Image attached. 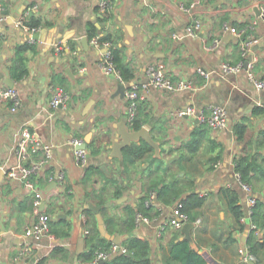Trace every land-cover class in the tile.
Listing matches in <instances>:
<instances>
[{
	"label": "crops",
	"instance_id": "0c3cea01",
	"mask_svg": "<svg viewBox=\"0 0 264 264\" xmlns=\"http://www.w3.org/2000/svg\"><path fill=\"white\" fill-rule=\"evenodd\" d=\"M0 1V84L12 82L21 100L15 110L10 109V103L0 102V264H82V255L94 244L89 240V228L95 213L83 207L86 198L104 204L100 209L103 220L106 215L118 218L120 224L113 226L116 230L111 234H119L121 244L128 236L118 229L125 228L127 208L141 205L155 175L170 172H177L189 184L185 192L192 190L203 198L193 210L200 222L191 229V236L211 264H264L263 248L253 252L255 261L242 259L240 248L248 245L251 217L245 212L240 219L244 226L239 227L227 192L230 188L238 192L244 210L249 193L264 201V180L256 179L254 186L245 190L232 165L234 157L242 153H251L264 164V88L254 87L244 72L225 77L214 72L206 78L197 70L210 71L222 62L244 59L252 61L257 77L264 78V0H110L109 17L100 11V0ZM31 17L41 21L38 38L19 24L22 20L27 25ZM197 19L202 21L197 34L186 35V26ZM225 24L240 29L244 36L225 30ZM92 26L95 35L110 34L124 46V59L134 70L126 85L146 80L150 63L163 64L173 81H191V87L174 92L152 87L139 100L137 115L160 143V156L153 148L128 169L120 158L111 156L116 125L127 113V98L118 93L121 80L104 72L99 64L104 50L90 43ZM250 36L257 38L253 44L257 48L253 50L252 45L244 58L242 43ZM85 37L87 43L82 41ZM29 41L35 50L24 51L28 72L16 79L12 75L16 48ZM54 87L67 91L65 106H49ZM192 104L196 109L224 104L227 126L216 130L196 122L193 115L176 114L177 109ZM237 122L246 124L244 141L233 133ZM202 125L201 146L193 153L186 151L192 133ZM25 130L51 146L49 160L31 174L44 194L40 209L50 214L49 231L38 238L24 235L37 218L32 190L7 176L18 163L15 144ZM72 138L88 139V162L83 167L75 161ZM218 152L221 155L214 162L212 156ZM43 156L40 148L30 154L28 162ZM154 158H162L161 168ZM87 166L95 169L88 175ZM58 173L63 179H56ZM106 178H111L109 183ZM117 187L121 188L119 195L114 194ZM148 205L151 208L145 211L153 220L135 224L132 233L152 241V254L159 262L174 229L164 228L159 237L155 233L171 204L148 199ZM104 226L107 230L105 221ZM258 231L256 235L264 238V228ZM181 236L180 230L178 238ZM24 246L28 252L17 258Z\"/></svg>",
	"mask_w": 264,
	"mask_h": 264
},
{
	"label": "built area",
	"instance_id": "2783aa9c",
	"mask_svg": "<svg viewBox=\"0 0 264 264\" xmlns=\"http://www.w3.org/2000/svg\"><path fill=\"white\" fill-rule=\"evenodd\" d=\"M99 9L102 12H106V10L110 9L112 4L110 0H100L99 1ZM0 9H1V1H0ZM264 18V12L262 13ZM19 24L23 25L25 29L32 30L36 32L39 27L30 28L28 25L23 24V21L20 20ZM202 21L195 20L192 23L188 24L185 28L186 35H196L197 31L201 28ZM225 30H229L230 32L240 35L241 30L232 25L225 24L223 27ZM173 36H178L176 33H173ZM257 42V38L254 36H250L242 43V55L245 58L246 53L249 48ZM90 43L95 46H102L103 53L102 57L99 61L100 66L107 73H113L117 78L121 80V82L125 81L121 79L116 70L115 64L112 61V53H111V42L108 40L100 41L99 35H94L90 39ZM59 47V46H58ZM204 77L209 78L214 72L219 74L220 76H227L229 74H237L239 72H244L250 82L257 89L264 88V78L257 77L253 71V63L252 61L244 62V59H241L237 62L231 63L228 61L222 62L219 64L217 69L214 70H205L203 68L197 69ZM146 80L142 82H132L126 88L125 96L128 100L127 105V121L130 122L134 118L137 112V105L139 99L143 98L144 95L150 90L152 87L163 88L169 90L171 92L186 89L191 87V81L188 80H180L173 81L170 76L166 73L163 64L150 63L146 68ZM68 99V93L63 87H54L52 95L48 101L49 106L56 108L60 105L65 106ZM20 93L18 88L15 85H1L0 84V102H8L10 103V109L15 110L20 105ZM176 114L181 115H193L198 120V122L205 123L209 127L220 130L224 129L227 126L228 119V109L224 104H211L208 108H200L196 109V107L192 105H188L185 108L177 109ZM75 145L74 156L75 161L80 166H85L88 162V155L86 148L80 147L83 143V140L80 138H72L70 140ZM42 148L44 151V156L36 161L28 162L29 156L31 153H35L38 149ZM15 152L18 158V163L13 166L11 169L7 171V176L9 179L17 178L22 184L32 190L33 194V206L37 213L36 221L26 228L24 231V235H34L36 238L42 236L45 232L49 231V220L50 214L42 209H40V205L44 198V194L42 189L37 188L35 186V182L31 178V174L39 169L43 164H45L50 156H51V146L48 144L42 143L38 137L32 132L25 130L22 136H20L15 144ZM233 167L235 166L234 161H232ZM234 175L240 184V186L245 190H250V185L243 183L239 179V173L234 170ZM63 179L62 173H58L56 175V179ZM157 200L156 192L153 190L149 194V200ZM256 197L249 193L246 198V207L245 212L246 215L251 217L252 208L256 203ZM159 205V203H158ZM184 203L182 200H176L170 205V211L168 216L163 218L158 226L155 233V237H159L162 234L164 228L168 225L176 228H180L182 224L186 221H193L195 224L200 222L199 218L194 220H190L188 213L183 209ZM153 220L152 217L144 215L141 212H137L135 216V224L139 226L142 223H150ZM251 228L255 229L256 233H259L256 225L251 222ZM1 236V233H0ZM126 251V247L122 244L112 243L110 248L107 250H97L94 253V256L89 260L82 261V264H97L101 259L105 260L110 258L116 252ZM26 252H28V246H24L23 249L17 255V258L22 257ZM240 254L242 259L246 262L255 261L256 255L249 249L247 245L245 248H240ZM9 264H15L14 261Z\"/></svg>",
	"mask_w": 264,
	"mask_h": 264
},
{
	"label": "trees",
	"instance_id": "16d2710c",
	"mask_svg": "<svg viewBox=\"0 0 264 264\" xmlns=\"http://www.w3.org/2000/svg\"><path fill=\"white\" fill-rule=\"evenodd\" d=\"M110 10L111 8L106 10V12L104 13L108 16H103L109 17L111 15ZM26 23L30 28L41 26V21L34 17L29 18V21ZM95 34H97L96 29L92 26L90 36H93ZM99 40H108L111 42L110 48L112 53V61L115 64L116 70L118 71V74L123 81H130L134 76V70L124 59V46L118 45L116 39H112L110 34H100ZM29 49L32 51L35 50L32 41L20 44L16 48L14 65L12 69V75L16 79L21 78L28 72L27 57L24 55V51ZM139 102L140 101H138L137 107L139 106ZM131 123L132 127L135 129L140 128V126L142 125L137 112ZM204 127L205 125H202L192 133L191 139L185 145L186 151L193 153L199 149L205 135ZM232 130L238 140L244 141L246 131L245 123H235L232 126ZM262 143L264 144V138L262 140ZM152 150L153 147L144 140L133 141L129 145L125 146L122 150V164H124L125 168L128 169L129 164L144 159L145 157L150 155V153H152ZM220 155L221 152H218L215 156H212L213 161L215 162ZM155 160L158 162V166L162 167V165L164 164L162 158H154V161ZM233 161L235 163L234 170L239 173V179L241 182L246 183L250 186H254V181L256 179L261 178L264 180V164L259 162L257 160V157H255L253 154L242 153L238 156H235ZM94 170L95 169L92 166H87V175L90 171ZM110 180L111 178H106L107 183H109ZM188 187L189 184L183 181L179 177L177 172L155 175L150 181L146 195L142 196L140 199L141 205L136 207L131 206L130 208H127V214L123 222L125 228H118L119 230H123L128 233V236H126L121 242V244L126 247V251H118L110 258L103 260L102 263L97 264H174V262H177L179 264H211L203 254H201L198 250L194 249L191 246L190 242L187 239L178 238L180 235V229L176 227H172L170 225L165 227L173 228L174 230L172 232L171 239L168 241L167 249H164L165 252L162 254V258L159 262L155 261L152 254V241L149 239L138 238L132 233L135 228L136 213L141 212L144 215L149 216V213H147L145 209L151 208V206L148 205V199L150 192L153 190L156 192L157 199L162 203L172 204L176 200H182L184 203L183 209L188 213L190 220H194L195 214L193 210L202 203L203 198L192 190L185 192ZM227 192L229 193V203L232 212L237 222L239 223V227L243 228L244 225L242 224L240 219L244 215L245 210L243 209L242 204L239 202V194L233 188L228 189ZM120 193L121 188L117 187L114 194L119 195ZM101 202H104L103 199H101L100 203ZM104 221L108 224L107 230L110 233L116 230V228H113V226H117V224H120V221H118V218L116 216L106 215ZM251 222H253L257 228H264V201L262 199H256V203L252 208ZM89 232V240L94 241V244L89 247V250L84 255H82L83 260L90 259L97 250L109 249L112 244L109 239L100 235L95 217L92 218ZM246 242L249 245L250 250L254 253H258L261 248L264 249V238L262 236L258 237V235H256L255 233L254 228L251 229ZM161 247L165 246L161 245Z\"/></svg>",
	"mask_w": 264,
	"mask_h": 264
},
{
	"label": "water",
	"instance_id": "95a60500",
	"mask_svg": "<svg viewBox=\"0 0 264 264\" xmlns=\"http://www.w3.org/2000/svg\"><path fill=\"white\" fill-rule=\"evenodd\" d=\"M242 37L244 36L243 34H241ZM39 36V32L36 31L32 34L33 38H38ZM83 42H86V37L84 38V40H82ZM87 43V42H86ZM257 46L253 45L252 49H256ZM250 56H248L247 60H249ZM246 63V61H245ZM68 72V69L66 70ZM113 77H115V74H112ZM9 85H12V82L9 83ZM126 85L123 82H119L118 83V93L121 94V97L125 96V89H126ZM125 104L128 105V100L126 99ZM98 118V116H97ZM196 122H198V120L196 119ZM118 127V134H117V139H113L112 142V146H111V156L113 157H118L122 160L123 158V154H122V150L125 146L129 145L131 142L133 141H139V140H144L146 141L148 144H150L155 152H156V156H160V143L158 141H156L152 135L150 134L149 130L147 127H145L144 125H141L140 128L135 129L133 128L129 122L127 121V114L123 115L122 120L116 125ZM94 130V128L92 129ZM90 135V134H89ZM88 139H84L83 143L80 145V147L82 148H86V144H87ZM4 173V172H3ZM56 183V179H54L51 184L54 185ZM123 198H125V196H123ZM104 206V204L101 205H97L94 204L92 201H90L88 198H86V202L83 204V207H88L90 208L94 213H95V217H96V221H97V226L99 229V232L102 236H104L105 238L109 239L111 242L113 243H120V236L119 234H111L109 233L105 226H104V220L103 217L101 215L100 209ZM44 207V203L42 202L40 205V208ZM195 226V223L193 221H186L182 224V226L180 227V230L182 232V236L180 238H185L187 239L191 246H193L194 249L196 250H200L199 247L195 244V242L192 239L191 236V229ZM84 242L83 237L80 239L79 244L82 245ZM103 260L101 259L99 261V263H102Z\"/></svg>",
	"mask_w": 264,
	"mask_h": 264
}]
</instances>
